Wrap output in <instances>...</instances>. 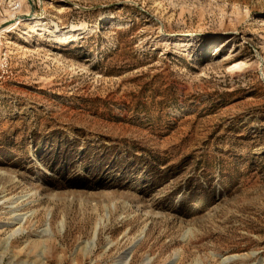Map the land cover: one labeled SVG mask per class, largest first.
<instances>
[{"label": "rangeland", "instance_id": "obj_1", "mask_svg": "<svg viewBox=\"0 0 264 264\" xmlns=\"http://www.w3.org/2000/svg\"><path fill=\"white\" fill-rule=\"evenodd\" d=\"M35 3L0 33V264H264V0Z\"/></svg>", "mask_w": 264, "mask_h": 264}, {"label": "bare ground", "instance_id": "obj_2", "mask_svg": "<svg viewBox=\"0 0 264 264\" xmlns=\"http://www.w3.org/2000/svg\"><path fill=\"white\" fill-rule=\"evenodd\" d=\"M23 9H21V11L18 12V14L12 15L11 16L12 18L4 20L2 22L4 26L3 29L0 31V33L16 30L21 25L27 26L29 32H33L39 29L40 26H42V17H43L42 15L45 14L44 9L35 16L32 13L29 14L28 12H24ZM54 27H55L53 30L54 33H61V30L57 27V25H54ZM76 30L83 31L84 29L82 27H77V28L71 27L69 31H76Z\"/></svg>", "mask_w": 264, "mask_h": 264}, {"label": "built area", "instance_id": "obj_3", "mask_svg": "<svg viewBox=\"0 0 264 264\" xmlns=\"http://www.w3.org/2000/svg\"><path fill=\"white\" fill-rule=\"evenodd\" d=\"M35 4V0H0V8L10 15L18 14L24 6L33 7Z\"/></svg>", "mask_w": 264, "mask_h": 264}, {"label": "water", "instance_id": "obj_4", "mask_svg": "<svg viewBox=\"0 0 264 264\" xmlns=\"http://www.w3.org/2000/svg\"><path fill=\"white\" fill-rule=\"evenodd\" d=\"M33 14V13H32Z\"/></svg>", "mask_w": 264, "mask_h": 264}]
</instances>
